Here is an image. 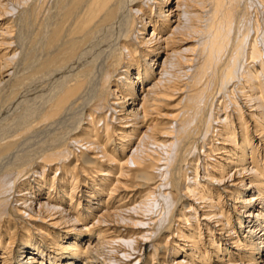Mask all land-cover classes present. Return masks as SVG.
<instances>
[{
	"label": "bare ground",
	"instance_id": "bare-ground-1",
	"mask_svg": "<svg viewBox=\"0 0 264 264\" xmlns=\"http://www.w3.org/2000/svg\"><path fill=\"white\" fill-rule=\"evenodd\" d=\"M44 86L0 264H264V0H0V115Z\"/></svg>",
	"mask_w": 264,
	"mask_h": 264
},
{
	"label": "rangeland",
	"instance_id": "rangeland-1",
	"mask_svg": "<svg viewBox=\"0 0 264 264\" xmlns=\"http://www.w3.org/2000/svg\"><path fill=\"white\" fill-rule=\"evenodd\" d=\"M48 87H49V86H48ZM43 88H45V90H44ZM43 88H42V89H38L37 91L34 90L33 92H35V93H34L33 95H32L33 92L31 93V95H28V96H30V97H28V96H25V97H23V98L21 97L22 99L25 98L24 100H22L21 98H18L17 100H15V102L9 107V108H12V109H9V108H8L3 114L0 115V119H1L0 122H3V124L0 123V125H1L0 128H1V129L4 128V126H2V125H5V123L7 122L6 120H8V124H10V125L7 124L8 127L10 126V128H11V124H13V125L15 124V125H16V124L18 123V122H17L18 120H17V114H16V113L18 112L20 106L25 105L26 103H27L28 105H31V104L35 103V101H36V103H37V102L39 101V99L41 98V96L43 95L42 97H44L45 94H46L47 91H48V88H47L46 86H44ZM39 90H40V91H43V90H44L45 92H44V91H43V92H40ZM36 92H37L38 94H37ZM35 94H36V95H35ZM39 94H40V96H39L40 98L38 97ZM35 96H36V100H35ZM26 97H27V98H26ZM37 97L39 98L38 100H37ZM20 99L22 100V102H21ZM29 99H30V100H29ZM18 100L21 102L19 105H17V104L19 103ZM25 100H26V101H25ZM27 100H29V102H28ZM17 101H18V103H17ZM23 101H25L26 103L23 102ZM30 102H32V103L30 104ZM27 104H26V105H27ZM35 105H36V106H34V107H37V106H38L37 104H35ZM15 106H16V107H15ZM17 106H18V107H17ZM13 107H15V108H13ZM9 111H10L11 113H10ZM16 111H17V112H16ZM10 114H11V115H10ZM12 115H13V116H12ZM7 116H9V117H7ZM11 116H12V117H11ZM15 118H16V119H15ZM14 119H15V120H14ZM11 121H12V123H10ZM13 122H14V123H13ZM16 122H17V123H16ZM7 125H6V126H7ZM13 125H12V127H14ZM6 126H5V128H6ZM8 127H7V128H8ZM4 130H5V129H3V131H4ZM8 130H10V129H8Z\"/></svg>",
	"mask_w": 264,
	"mask_h": 264
}]
</instances>
